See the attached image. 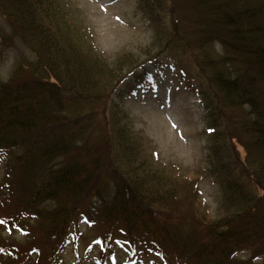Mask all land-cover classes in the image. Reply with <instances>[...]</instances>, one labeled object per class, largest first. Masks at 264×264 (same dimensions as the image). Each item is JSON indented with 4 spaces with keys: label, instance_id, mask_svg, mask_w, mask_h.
<instances>
[{
    "label": "trees",
    "instance_id": "trees-1",
    "mask_svg": "<svg viewBox=\"0 0 264 264\" xmlns=\"http://www.w3.org/2000/svg\"><path fill=\"white\" fill-rule=\"evenodd\" d=\"M174 3L138 0L156 26L159 53L147 62L159 64L167 52L181 69L174 56L195 62L194 80L180 79L205 112L208 174L224 214L208 219L200 239L179 237L151 215L174 202L176 179L146 159L116 101L128 77L148 82L137 73L146 61L108 64L58 0H0L11 38L33 57L0 81V227L26 239L11 247L2 239L0 264H64L77 218L89 230L103 226L95 236L101 252L121 238L118 229L131 257L155 248L165 259L170 245L181 264H264V0H185L184 18L172 16ZM244 252L248 261L235 258Z\"/></svg>",
    "mask_w": 264,
    "mask_h": 264
},
{
    "label": "rangeland",
    "instance_id": "rangeland-1",
    "mask_svg": "<svg viewBox=\"0 0 264 264\" xmlns=\"http://www.w3.org/2000/svg\"><path fill=\"white\" fill-rule=\"evenodd\" d=\"M58 1L87 28L96 53L108 64L127 56L132 57L133 61H147L149 55L151 57L159 53L156 26L143 17L138 9V0ZM184 1L175 0L172 16L177 13L185 16ZM10 33L0 15V81L9 79L18 62L33 60L29 50L17 38H11ZM179 34L183 35L182 32ZM167 53L160 55L156 67H145L146 84H136L133 77H128L119 89L124 92V96L116 101L128 114L134 133L141 138L146 159L153 167L162 169L176 179V197L172 198L174 202H166L164 207L151 211V215L157 223L173 227L171 230L178 233L179 237L196 235L195 238L200 239L205 236L203 234L206 233L209 220L218 219L224 214L221 208L222 191L208 174L210 162L203 119L205 112L180 79L184 77L187 82L193 81L197 72L196 64L188 60L187 56L173 55L177 62L183 63L181 69ZM5 172L4 163L0 160V184L6 181ZM76 221L79 233L70 236L62 250L64 264H181L170 245L161 253L165 259L156 254L158 250L155 248H150L151 251H135L136 255L131 257L130 254L134 252L122 241L118 229L113 235L121 238L112 243L110 249L101 252L95 236L104 232L103 226L98 224L100 229L95 231L94 227L89 230L85 220L77 218ZM157 223L155 225L162 228ZM129 238L133 240L137 236ZM2 239L10 247L26 240L12 225L11 230L0 227V245L4 243ZM5 253L2 250L1 254ZM250 256V252H244L235 258L246 262ZM260 262L251 260L250 264Z\"/></svg>",
    "mask_w": 264,
    "mask_h": 264
}]
</instances>
